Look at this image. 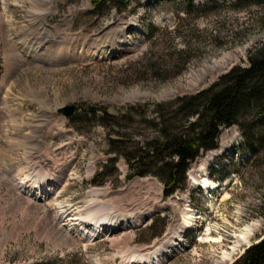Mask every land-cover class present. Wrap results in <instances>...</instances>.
Instances as JSON below:
<instances>
[{
    "label": "rangeland",
    "instance_id": "1",
    "mask_svg": "<svg viewBox=\"0 0 264 264\" xmlns=\"http://www.w3.org/2000/svg\"><path fill=\"white\" fill-rule=\"evenodd\" d=\"M185 1L0 0V264H232L264 238V144L252 153L237 126L223 128L218 147L190 165L187 188L166 198L155 177L127 180L109 126L86 112L144 106L129 112L131 125L111 121L133 151L153 104L248 66L264 42V5L182 24ZM181 49L186 57L174 56ZM158 56L184 70L154 78ZM70 105L78 110L66 119L58 112ZM256 130L264 136V121ZM97 216L115 222L99 233Z\"/></svg>",
    "mask_w": 264,
    "mask_h": 264
},
{
    "label": "trees",
    "instance_id": "2",
    "mask_svg": "<svg viewBox=\"0 0 264 264\" xmlns=\"http://www.w3.org/2000/svg\"><path fill=\"white\" fill-rule=\"evenodd\" d=\"M92 2L94 7L99 8L105 0ZM193 2L194 0L185 1L186 15L179 18L178 23L183 24L191 15L204 16L208 14V10L217 11L224 6L240 12L246 6L264 5V0H206L201 4ZM262 19L264 23V16ZM156 31H152L151 38L157 41L160 38ZM157 53L154 57L159 54ZM187 53V49L173 52L174 56H185ZM158 57L159 64H154L155 67L151 70L154 78H166L169 75L168 79H172L184 70L178 68V65L164 68L160 66L161 63L164 64V59ZM143 107L138 105L124 108L120 113L114 114L95 106L86 112L92 115L100 113V123H104L105 128L109 126L110 150L125 158L129 172L127 180L155 177L163 185L164 196L169 198L187 188L190 165L203 153L218 147L223 128L237 126L252 153L255 148L264 144V136L256 133L257 123L264 121V42L249 52L248 66H234L209 87L194 94L153 104L150 110L154 118L150 120L149 127L145 126L148 134L140 135V139L132 143V151L127 148L129 143L125 136L120 137L114 132L111 121L127 120L128 125H131L129 114ZM120 144L126 150H118ZM233 264H264V238L248 247Z\"/></svg>",
    "mask_w": 264,
    "mask_h": 264
},
{
    "label": "bare ground",
    "instance_id": "3",
    "mask_svg": "<svg viewBox=\"0 0 264 264\" xmlns=\"http://www.w3.org/2000/svg\"><path fill=\"white\" fill-rule=\"evenodd\" d=\"M57 43V42H56ZM59 43H60V41H59ZM59 45V44H58ZM69 47V45H66V47ZM62 47H60L59 46V50H62L61 49ZM70 48V47H69ZM206 173V171L205 170H202V172H201V174H202V176H204V174ZM23 181H27L26 179H23ZM28 182V181H27ZM29 182H31V181H29ZM34 182V181H33ZM33 182H31V183H33ZM28 184V183H27ZM45 183H42V182H40V183H34V185H32V186H29L28 188L30 189L29 190V195L31 196V195H38V194H42L43 193V191H44V189H45ZM203 186H204V189L205 190H210V191H214L215 190V185H213V184H211L206 178H205V176H204V178H203ZM100 213V212H99ZM99 216V215H98ZM97 216V218L100 220V222H102V224H101V226L99 227H96V230H97V232H102L103 230L102 229H104V228H107V227H110L111 225H112V223L113 222H115V220H113V218L112 217H109V216H106V217H101V219L99 218ZM184 220L188 223H190L191 222V220H192V216L189 214V213H187L185 216H184ZM70 221V220H69ZM117 222V221H116ZM97 224H95V226H96ZM102 228V229H101ZM248 239V238H247ZM244 243V242H243Z\"/></svg>",
    "mask_w": 264,
    "mask_h": 264
},
{
    "label": "water",
    "instance_id": "4",
    "mask_svg": "<svg viewBox=\"0 0 264 264\" xmlns=\"http://www.w3.org/2000/svg\"><path fill=\"white\" fill-rule=\"evenodd\" d=\"M119 4H125L127 0H117ZM78 107L76 105H70L64 108H61L58 113L62 114L65 118H71L75 115Z\"/></svg>",
    "mask_w": 264,
    "mask_h": 264
}]
</instances>
